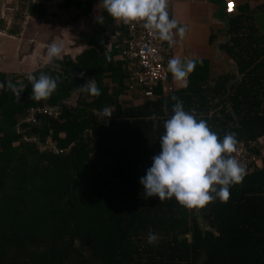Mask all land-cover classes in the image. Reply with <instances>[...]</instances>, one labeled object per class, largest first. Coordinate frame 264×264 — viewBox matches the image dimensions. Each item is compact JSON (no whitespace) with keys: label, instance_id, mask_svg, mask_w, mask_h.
<instances>
[{"label":"trees","instance_id":"16d2710c","mask_svg":"<svg viewBox=\"0 0 264 264\" xmlns=\"http://www.w3.org/2000/svg\"><path fill=\"white\" fill-rule=\"evenodd\" d=\"M46 1L28 5V18L57 26L60 16L79 21L99 11L91 30L76 38L79 47L71 46L76 54L25 74L0 70V83L25 86L19 97L0 90V264H264V164L230 187L226 203L216 199L204 208L147 198L139 183L160 152L173 96L220 139L233 133L257 151L264 136V36L241 26L240 15L224 17L229 39L220 49L241 75L236 84L228 88L224 76L209 86L208 76L194 70L186 88L164 93L160 86L159 98L135 105L121 99L132 93L118 59L128 26L110 17L102 0L50 8ZM23 9L20 0L9 36L20 32ZM40 73L58 86L37 102L27 77ZM91 79L99 97L77 90ZM47 107L58 114L35 112V121L25 122L30 111ZM150 230L159 236L155 244L147 243Z\"/></svg>","mask_w":264,"mask_h":264},{"label":"clouds","instance_id":"9594fccd","mask_svg":"<svg viewBox=\"0 0 264 264\" xmlns=\"http://www.w3.org/2000/svg\"><path fill=\"white\" fill-rule=\"evenodd\" d=\"M102 4L113 20L125 25L142 23L154 37L168 42L169 46L176 43L173 30L181 38L185 35V28L169 18L168 0H102ZM62 51V43L48 45L47 62L59 58ZM195 68L194 60L182 61L173 57L167 63V71L181 88L187 87V78ZM27 80L32 85L31 99L37 102L49 99L58 86L57 79L45 73L38 77L29 74ZM5 88L19 97L25 86L20 84L18 87L8 80L6 84L0 83V90ZM77 90L93 97L101 94L94 79L78 86ZM171 99L175 101L173 114L164 122V133L159 138L160 152L151 158V167L139 180L144 195L157 197L159 201L174 197L179 205L188 209L204 208L216 199L226 203L230 187L241 183L247 174L246 167L231 155L237 151L235 134L228 133L220 139L205 120H197L194 114L185 111L176 96ZM164 110L167 111L166 105ZM104 114L112 115L108 109H104ZM150 119L157 120L155 113ZM158 240L159 236L150 230L147 243L155 244Z\"/></svg>","mask_w":264,"mask_h":264},{"label":"crops","instance_id":"0c3cea01","mask_svg":"<svg viewBox=\"0 0 264 264\" xmlns=\"http://www.w3.org/2000/svg\"><path fill=\"white\" fill-rule=\"evenodd\" d=\"M19 1L0 0V19L2 13L3 17L7 15V13H4V9H7L8 12L14 11L18 7ZM232 3L233 7L230 9L226 8L223 0H170L169 2V18L175 19L178 22V26L185 28V35L182 38L176 35V30H174L176 43L171 46L172 55L182 61L194 60L196 63H205V65L195 69V71L200 78L208 76V80H210L209 86H213L214 80L218 77L225 76L229 78L227 81V87L229 88L236 84L241 77L234 62L220 49L222 43L229 39V35H226L224 17L234 18L240 15L242 17L241 26H252L257 37L264 36V0H232ZM98 11L99 7L95 14L98 15ZM95 14L89 17L92 22L97 16ZM89 18L84 20H89ZM36 21L38 20L35 18H27L23 25L24 29L27 23L31 22L33 25L29 26V29L26 27L25 31H30L34 28ZM39 21L44 23L43 20ZM9 26L6 25L5 27L4 22L0 20V30L4 28L6 33H8L7 29ZM14 35H0V60L9 57L14 51L15 44L18 41L12 37ZM23 39L25 40L26 36ZM78 50L74 49L72 52L76 54ZM204 80H206V77ZM170 82L174 88L184 89L178 86L172 76L170 77ZM256 143L257 148H264V136L259 138Z\"/></svg>","mask_w":264,"mask_h":264},{"label":"built area","instance_id":"2783aa9c","mask_svg":"<svg viewBox=\"0 0 264 264\" xmlns=\"http://www.w3.org/2000/svg\"><path fill=\"white\" fill-rule=\"evenodd\" d=\"M23 18L27 20L25 13L28 5H37V0H23ZM64 0H47L45 6L56 7ZM226 8L232 9V0H223ZM169 2L167 11L169 13ZM14 12V11H13ZM11 14V13H8ZM12 19V14L7 15L6 21ZM12 23V21H11ZM24 25V22H23ZM128 37L125 41V48L122 50L120 59L124 62L126 72V85L130 92L135 93L139 98L145 100H154L160 95L156 94L158 87H162L163 92H171L174 87L170 82V73L167 71V63L173 58L171 46L166 41H161L143 27L142 23L128 24ZM174 32V30H173ZM117 34L114 37H116ZM135 104V102H133ZM53 108H40L30 111L25 118V122L33 123L35 121L34 113L56 116L58 113ZM33 113V114H32ZM233 155L242 166L246 167V173L255 167H261L264 164V148H258L253 152L249 146L242 142L237 143V151Z\"/></svg>","mask_w":264,"mask_h":264},{"label":"rangeland","instance_id":"374dc122","mask_svg":"<svg viewBox=\"0 0 264 264\" xmlns=\"http://www.w3.org/2000/svg\"><path fill=\"white\" fill-rule=\"evenodd\" d=\"M3 11L5 14L7 13V15H11L13 13V11L8 12L7 9H4ZM68 13L72 14L73 10H68ZM15 14L16 12L14 10L12 19L10 20V23L13 20L12 24L17 23V21H15ZM7 15H4L3 17L2 13L0 20L1 22H4L5 27L6 25H10L7 29V31H9V29L12 27V24H9V22L6 21ZM21 18L22 17H19V19ZM25 21L23 20L21 22V28L18 24L20 28L19 35L12 36L18 41L15 44L12 54H10L9 57H5L3 60H0V70L10 71L14 74H25L30 70L40 68L46 64H49L46 60L47 46L53 42H59L63 45V51L60 57L69 54L74 55V53L72 52L74 49H72L71 46L79 47L75 45L76 38L79 37V35L83 32H89L92 26L91 18H89V20L68 21V16L65 15L64 17L60 16V19L57 20L59 23H57V26L55 25V21L51 24H46L38 20L35 22L34 28H32L30 31H25L29 26L33 25V23L31 22L29 24L27 23V28L25 27L24 29L23 22L25 23ZM56 30H58V32H56ZM55 33H57L59 37L56 36ZM0 35L9 36V33H6V30L3 28L2 30H0ZM25 36L26 39L24 40L23 37ZM53 37L55 38L54 40H52ZM44 39H46V41H44ZM122 97H124L125 100L129 101L131 98V100H133L132 103L135 102V105L141 104L145 101V99H141L133 93H131L130 95L128 93L127 96ZM74 102L75 97H72L70 103L74 104Z\"/></svg>","mask_w":264,"mask_h":264},{"label":"snow or ice","instance_id":"6c2138e0","mask_svg":"<svg viewBox=\"0 0 264 264\" xmlns=\"http://www.w3.org/2000/svg\"><path fill=\"white\" fill-rule=\"evenodd\" d=\"M230 8H231V5H230Z\"/></svg>","mask_w":264,"mask_h":264},{"label":"water","instance_id":"95a60500","mask_svg":"<svg viewBox=\"0 0 264 264\" xmlns=\"http://www.w3.org/2000/svg\"><path fill=\"white\" fill-rule=\"evenodd\" d=\"M184 61V60H183Z\"/></svg>","mask_w":264,"mask_h":264}]
</instances>
